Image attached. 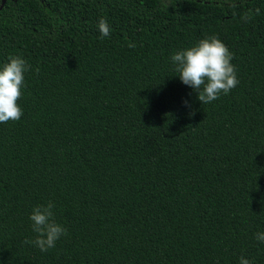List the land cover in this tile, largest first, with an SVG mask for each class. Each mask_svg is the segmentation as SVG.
Segmentation results:
<instances>
[{
	"label": "trees",
	"instance_id": "1",
	"mask_svg": "<svg viewBox=\"0 0 264 264\" xmlns=\"http://www.w3.org/2000/svg\"><path fill=\"white\" fill-rule=\"evenodd\" d=\"M0 6V68L29 66L0 123V264H264V0ZM213 36L239 83L204 104L171 58ZM49 202L66 234L41 252Z\"/></svg>",
	"mask_w": 264,
	"mask_h": 264
},
{
	"label": "clouds",
	"instance_id": "2",
	"mask_svg": "<svg viewBox=\"0 0 264 264\" xmlns=\"http://www.w3.org/2000/svg\"><path fill=\"white\" fill-rule=\"evenodd\" d=\"M98 28L102 37L110 35L111 28L106 19L99 20ZM171 59L176 65V76L197 93L200 103L207 104L218 99L221 93L227 94L239 83L235 68L230 62L231 53L214 36L202 39L191 48L176 52ZM28 67L25 60L16 56L0 68V123L16 121L22 116L17 101L21 96L24 74ZM53 207L51 202L36 206L30 215L32 230L37 236L34 241L25 243H34L41 252L54 247L60 237L66 234L65 228L54 220ZM256 239L264 242V233H257ZM240 264L252 262L241 256Z\"/></svg>",
	"mask_w": 264,
	"mask_h": 264
},
{
	"label": "water",
	"instance_id": "3",
	"mask_svg": "<svg viewBox=\"0 0 264 264\" xmlns=\"http://www.w3.org/2000/svg\"><path fill=\"white\" fill-rule=\"evenodd\" d=\"M6 0H2V5L5 3ZM2 6H0V10H1Z\"/></svg>",
	"mask_w": 264,
	"mask_h": 264
}]
</instances>
